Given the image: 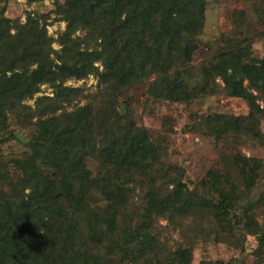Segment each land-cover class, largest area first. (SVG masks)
<instances>
[{"label": "trees", "instance_id": "16d2710c", "mask_svg": "<svg viewBox=\"0 0 264 264\" xmlns=\"http://www.w3.org/2000/svg\"><path fill=\"white\" fill-rule=\"evenodd\" d=\"M207 3L55 0V12L67 22L60 49L36 11H29L25 21L0 16V130L7 126L8 111L26 106L24 100L41 84L50 83L54 92L37 98L31 150L12 171L0 164V173L5 172L0 174V264H196L193 249L172 248L156 234V224L197 206L218 211L213 198L202 194L213 187L232 208L241 199L237 183L227 188L218 173H208L192 188L181 169L167 170L148 129L129 121L113 104L144 79H150L151 96L188 101L208 91L210 81L218 84L215 79L221 76L229 94L249 101L251 116L225 115L224 132L250 129L255 115L264 111L256 101H264V56L257 57L232 36L192 76ZM257 12L264 15V6ZM89 73L99 76L103 96L111 101L103 103L104 110L92 101L64 107L82 91L66 79ZM153 167L166 176L160 180L158 174L136 197L134 180L145 186L142 181L155 173ZM259 198L264 200V192ZM238 206L250 227L255 218L249 208ZM253 227L250 232L264 246V230L259 222Z\"/></svg>", "mask_w": 264, "mask_h": 264}, {"label": "rangeland", "instance_id": "374dc122", "mask_svg": "<svg viewBox=\"0 0 264 264\" xmlns=\"http://www.w3.org/2000/svg\"><path fill=\"white\" fill-rule=\"evenodd\" d=\"M207 1L205 26L198 35L199 48L192 61L195 67L192 76L197 75L200 66L212 60L228 39L235 36L247 44L254 55L264 56V15L257 12V8H263L264 0ZM55 9V0H0V16L19 17L25 21L29 11L39 13L47 23L54 47L60 49L59 35L67 22ZM237 10L244 14L239 16ZM237 14L240 18L236 22ZM199 76L203 75L199 73ZM215 80L218 84L210 81V89L208 87L205 93L188 101H179L151 96L148 92L150 79H144L128 88L129 96L120 97L121 102L112 104L115 110L126 114L129 121L134 120L137 125L148 129L161 147L163 159L169 165L167 170L181 169L192 188L199 185L208 173H218L227 188L236 182L240 189L241 199L232 208L219 199L216 187L211 193L205 190L202 194L213 198L220 206L218 211L197 206L187 214L163 217L156 224V234L172 248L190 246L196 264H264L263 239L250 232L255 229L253 223L256 222L264 230V200L259 198L264 192V111L255 115L258 117L250 123L247 132L233 135L224 132L221 123L225 121V115L251 119L250 106L245 97L227 92L221 76ZM65 83L83 91L73 100L64 102L63 106L69 110L90 101L96 103V108L104 110L103 103L111 101L103 96L105 89L96 73L80 78L71 76ZM53 94V86L43 83L33 97L24 100L26 106L8 111L7 126L0 130V164L4 171L14 170L16 160L31 150L40 111L36 107L37 98ZM256 101L264 109L263 99L257 97ZM100 130L106 131L104 121ZM254 166L258 168L253 169ZM155 167V173L142 181L145 186L141 185V180H134L137 183L136 197L144 193L148 181L155 180L158 174L160 180L166 176V171L158 172ZM238 205L249 208L253 220L255 218L250 227H247L244 211H240ZM124 264L135 263L127 261Z\"/></svg>", "mask_w": 264, "mask_h": 264}]
</instances>
